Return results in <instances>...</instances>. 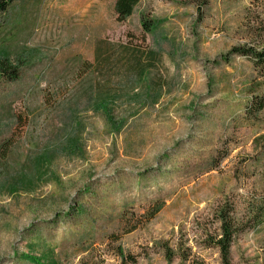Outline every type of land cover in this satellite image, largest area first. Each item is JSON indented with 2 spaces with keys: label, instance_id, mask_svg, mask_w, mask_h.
<instances>
[{
  "label": "rangeland",
  "instance_id": "obj_1",
  "mask_svg": "<svg viewBox=\"0 0 264 264\" xmlns=\"http://www.w3.org/2000/svg\"><path fill=\"white\" fill-rule=\"evenodd\" d=\"M114 2L14 0L0 13V62L18 71L0 75V264H222L211 244L228 206L241 226L231 263L258 264L264 107L246 109L264 78L229 52L264 47V0L201 13L139 0L121 22ZM130 214L141 223L125 232Z\"/></svg>",
  "mask_w": 264,
  "mask_h": 264
},
{
  "label": "trees",
  "instance_id": "obj_2",
  "mask_svg": "<svg viewBox=\"0 0 264 264\" xmlns=\"http://www.w3.org/2000/svg\"><path fill=\"white\" fill-rule=\"evenodd\" d=\"M14 0H0V13H5L8 7ZM196 4V11L201 13L202 8L207 4L208 0H192ZM139 2V0H115L114 11L116 13L117 21H124L129 17L133 11L134 6ZM141 24L143 32H149L153 27V20L147 19L144 16L141 18ZM229 55H239L246 59H249L252 63L253 69L258 77L264 78V47L255 48L249 45H236L234 46ZM18 71L8 64L6 61L0 62V75L9 80H14L17 78ZM258 83L254 84L255 86ZM255 107V111L261 110L264 107V96L257 95L254 93L251 104L247 107L246 112L249 113L251 109ZM253 148L260 155L264 156V131L256 135L253 139ZM8 146L5 144L0 148L2 155L6 153ZM163 202L155 201L151 207L144 214L146 220H150L155 216V214L162 208ZM249 214L254 225L264 224V197L256 203L251 209ZM133 214H130L131 221L128 220L124 224L125 232H130L135 229L141 221L137 218H132ZM217 218L219 221V231L220 234L214 236L212 239V244L214 247L218 248L222 264H232L230 258V247L233 242L234 237L241 231L240 222L233 214V207L228 206L227 208H221L217 212ZM118 255L121 259H125L126 256L121 248H117ZM168 258L172 256L171 252L167 253ZM260 262L258 264H264V244L261 249Z\"/></svg>",
  "mask_w": 264,
  "mask_h": 264
}]
</instances>
